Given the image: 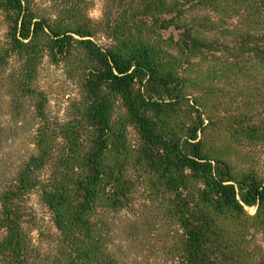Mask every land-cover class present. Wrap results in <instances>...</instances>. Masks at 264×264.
<instances>
[{"label":"trees","instance_id":"16d2710c","mask_svg":"<svg viewBox=\"0 0 264 264\" xmlns=\"http://www.w3.org/2000/svg\"><path fill=\"white\" fill-rule=\"evenodd\" d=\"M32 1L0 0V88H9L12 111L28 96L32 114L49 125L39 104L45 94L32 83L44 57L56 63L78 56L83 98L55 120V131L36 130L37 153L0 190V264H36L27 228L32 190L52 213L65 264H121L110 242L141 231L131 225L134 213L129 224L121 214L137 207L152 210L151 222L173 233L176 259L167 264H264L262 249L249 250L244 239L251 226L264 230V180L246 176L239 194L226 165L203 147V120L183 135L169 122L190 99L182 93L189 56L208 53L221 74L264 76V0H104L97 22L59 9L73 13V27L37 17ZM170 28L182 39L160 34ZM116 104L138 127L137 149ZM46 166L43 178L37 171ZM245 206H256L254 217Z\"/></svg>","mask_w":264,"mask_h":264},{"label":"rangeland","instance_id":"374dc122","mask_svg":"<svg viewBox=\"0 0 264 264\" xmlns=\"http://www.w3.org/2000/svg\"><path fill=\"white\" fill-rule=\"evenodd\" d=\"M32 2L37 17L71 24L69 16L73 13H58L59 9L75 8L79 10V14L83 12L93 22H97L102 16L104 0H33ZM76 19L77 22L80 21L81 16ZM73 26L71 24V27ZM5 32L6 27L0 21L1 41L4 40ZM160 34L164 38L169 36L175 40L182 39L180 30L174 28L160 31ZM78 60V56L74 55L69 61L54 63L49 57H44L38 64L32 83L45 94L46 98L39 104H43L49 125H42L41 121L32 114L33 101L28 96L19 100L18 106L21 108L13 112L9 88L2 84L0 190L15 179L22 163L37 153L34 138L36 130L44 127L47 131H55L57 118L66 119L71 105L79 107L82 105L83 90L81 72L77 70ZM183 61L182 77L186 87L182 93L190 99L188 104L187 101L181 103L180 111H177L169 122L180 128V131L176 130L183 135L187 131L186 128L203 120V131L198 133V136L203 139L204 149L209 150V157H215L226 165L231 176L229 183L235 184L238 193L241 194L245 189H242L244 186L240 182H248L246 176H249V180L252 178L257 181L264 180V76H259L256 72L244 71L242 75L237 74V76L230 71H224L223 74L214 72L213 67L218 66L219 62L212 60V56L208 53L204 57L189 56ZM145 91L151 94L150 88H145ZM115 113L117 117L124 119L125 137L128 143L137 149L140 136L138 127L127 122L120 104H116ZM250 129L251 135L241 133L242 130ZM87 132L93 137L91 130ZM50 170V167L46 166L37 172L42 174L43 178H47ZM135 174L140 175L137 169ZM138 200L137 202H141V199ZM26 208L30 215L27 228L37 247L36 264H65L66 255H62V248L59 247L61 244L59 245L56 240L59 233L52 213L37 190H32L27 195ZM244 208L249 217L255 216L256 206ZM139 211L144 213L140 215ZM133 213L137 219L131 225L140 227L141 231L131 238L117 236L112 243L110 242L112 244L110 248L121 264H167L169 258L176 259L175 253L169 250L171 241L168 236L173 233H169L165 227H156L157 220L151 222L152 210L140 207L128 212L123 210L121 214L125 217V224H129L134 219ZM246 232L244 239L247 241V248L257 252L253 248L258 245L262 249L261 254H264V230L251 226Z\"/></svg>","mask_w":264,"mask_h":264}]
</instances>
